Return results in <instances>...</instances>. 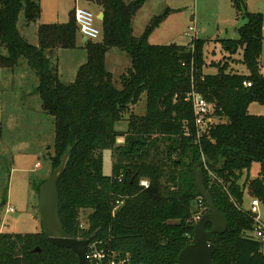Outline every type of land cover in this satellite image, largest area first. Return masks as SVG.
Here are the masks:
<instances>
[{
  "label": "trees",
  "instance_id": "trees-1",
  "mask_svg": "<svg viewBox=\"0 0 264 264\" xmlns=\"http://www.w3.org/2000/svg\"><path fill=\"white\" fill-rule=\"evenodd\" d=\"M88 1L105 14L100 40L79 45L82 34L71 12L66 23L41 24L35 45L19 30L18 21L22 11L26 24L38 21L40 0H0V70L16 72L28 64L38 81L35 91L42 107L55 118L53 171L70 153L58 183L65 231L83 239L95 234L93 240L102 241L111 256L129 258L130 264H178L197 222L194 202L201 195L194 166L205 159L209 165L200 168L204 184L228 223L225 233L215 235L214 263L264 264L262 243L253 234L255 215L244 209L247 196L264 203V115L250 112L252 103L264 104V14L250 12L247 0H233L237 15L247 21L238 29V39L216 41L222 57L237 54L234 61L247 72L220 59L217 71L207 73L206 39L196 38L193 48L150 42L169 9L137 36L133 21L147 0ZM77 48L87 51V61L75 80L65 83L58 53ZM112 49L131 58L120 87L106 64ZM193 88L212 110V122L199 136L187 99ZM143 94L146 113H130L128 130H118L117 124ZM107 149L114 159L111 175L104 174ZM254 163L260 164L256 177L250 174ZM244 172L247 176L240 182ZM44 181L33 189L40 190ZM85 210L90 213L82 220ZM0 264H79V257L51 243L42 227L33 233L0 232Z\"/></svg>",
  "mask_w": 264,
  "mask_h": 264
},
{
  "label": "rangeland",
  "instance_id": "rangeland-1",
  "mask_svg": "<svg viewBox=\"0 0 264 264\" xmlns=\"http://www.w3.org/2000/svg\"><path fill=\"white\" fill-rule=\"evenodd\" d=\"M40 5L42 13L38 21L26 24L23 11L18 21L19 30L35 45L38 44V28L41 24L66 23L76 7L86 8L98 18L97 6L88 0H40ZM166 9L170 12L150 35L151 43L186 45L189 43V27L196 26V38L208 41L204 49L207 66L205 72L215 73V65L220 59H228L236 71L247 72L243 65L234 61L238 59L237 54L233 58H223L222 46L216 41L238 39V29L247 21L237 15L233 0H147L144 8L134 18V34L140 36V31L145 30L151 20ZM247 9L264 14V0H247ZM96 25L100 27L101 22L96 20ZM116 53L121 54L120 60L115 57ZM86 61L87 51L83 48L61 49L57 60L61 80L65 83L73 82L78 69ZM261 63L264 73V44ZM23 64L25 65H20V70L16 72L0 70V230L6 233H33L42 230L39 190L36 191L33 186L52 174L50 157L55 154V118L44 111L42 100L35 91L38 81L32 78L28 64ZM106 64L114 74L116 86L120 87L119 79L131 67V58L119 49H112ZM129 110L125 119L117 124L120 131L128 130L130 113H146V94H143L136 105L130 106ZM250 112L264 115V104L252 103ZM118 141L122 143L124 138L121 137ZM113 160L112 150H104L105 175H111ZM259 169L260 164L254 163L251 176L256 177ZM246 176L247 173L244 172L240 182ZM252 200L249 196L246 197L244 209H249L254 214L251 209ZM10 207L14 208L13 212L8 211ZM206 208L208 207L203 198L194 202L196 215L208 210ZM89 213L90 210L82 211L81 219L85 220ZM259 215L264 223V203L261 201Z\"/></svg>",
  "mask_w": 264,
  "mask_h": 264
},
{
  "label": "water",
  "instance_id": "water-1",
  "mask_svg": "<svg viewBox=\"0 0 264 264\" xmlns=\"http://www.w3.org/2000/svg\"><path fill=\"white\" fill-rule=\"evenodd\" d=\"M105 14L101 12L98 20L103 21ZM88 39L83 38L86 43ZM50 147V146H49ZM48 147V148H49ZM70 153H67L61 165L43 182L39 190V213L44 233L48 240L59 248L73 250L79 257V264H93L88 256L89 243L95 238L78 239L69 235L60 219V194L58 183L66 170ZM202 165H209V161L201 160L194 166L195 184L198 193L206 201L208 212L205 213L194 226V235L191 244L187 245L179 254L178 264H215L216 234H223L228 229L225 215L217 207L216 202L204 184ZM121 207L116 209V213ZM210 225L211 228L207 229ZM39 251V249H38Z\"/></svg>",
  "mask_w": 264,
  "mask_h": 264
},
{
  "label": "built area",
  "instance_id": "built-area-1",
  "mask_svg": "<svg viewBox=\"0 0 264 264\" xmlns=\"http://www.w3.org/2000/svg\"><path fill=\"white\" fill-rule=\"evenodd\" d=\"M75 19L83 37L93 41H98L101 38L102 29L96 25V20H98V18L90 10L83 7H76ZM187 34L189 36L188 44L193 48L194 41L196 39V26H190ZM245 85L251 86V83L245 82ZM187 99L193 106L195 124L198 128L199 136L201 131L205 130L212 122L211 106L208 101L194 88L188 93ZM141 184L143 186H148V181L142 180ZM259 204L260 200L258 198H254L251 201V209L254 211L256 221V227L253 234L262 243V253L264 254V223L260 220ZM8 211L13 212L14 208L10 207ZM203 215V213L196 215L195 220L198 221ZM81 227H84V224H81ZM101 244L102 241L100 240H92L89 243L88 256L93 264H130L129 258L117 259L115 255L111 256Z\"/></svg>",
  "mask_w": 264,
  "mask_h": 264
},
{
  "label": "crops",
  "instance_id": "crops-1",
  "mask_svg": "<svg viewBox=\"0 0 264 264\" xmlns=\"http://www.w3.org/2000/svg\"><path fill=\"white\" fill-rule=\"evenodd\" d=\"M89 3H91V2H89ZM144 6H145V5H144ZM144 6H143L142 8H144ZM142 8H141V9H142ZM97 9H98V14H97V15H99L102 11H100L98 7H97ZM141 9H140V10H141ZM140 10H139V11H140ZM143 32H144V29L140 31L141 34H142ZM263 32H264V28H263ZM141 34H140V35H141ZM83 38H84L83 36H82V37L79 36V39H78V44H79V45H82V40H83ZM187 44H188V43H187ZM109 56H110V51L108 52V54H107V56H106V63L108 62V57H109ZM115 57H116V58L118 57L117 59H119V58L121 57V54H120V53H116V54H115ZM119 60H120V59H119ZM110 71H111V70H110ZM111 72H112V71H111ZM112 73H113V72H112ZM118 128H120V126H119ZM118 128H117V129H118ZM0 232H1V230H0Z\"/></svg>",
  "mask_w": 264,
  "mask_h": 264
}]
</instances>
